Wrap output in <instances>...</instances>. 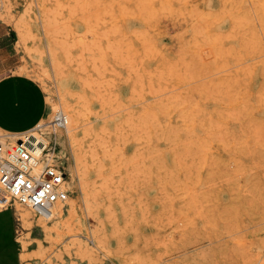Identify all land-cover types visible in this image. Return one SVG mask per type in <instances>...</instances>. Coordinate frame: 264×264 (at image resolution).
Masks as SVG:
<instances>
[{
    "label": "rangeland",
    "instance_id": "rangeland-1",
    "mask_svg": "<svg viewBox=\"0 0 264 264\" xmlns=\"http://www.w3.org/2000/svg\"><path fill=\"white\" fill-rule=\"evenodd\" d=\"M8 74L72 174L22 264H264V0H0Z\"/></svg>",
    "mask_w": 264,
    "mask_h": 264
},
{
    "label": "built area",
    "instance_id": "built-area-1",
    "mask_svg": "<svg viewBox=\"0 0 264 264\" xmlns=\"http://www.w3.org/2000/svg\"><path fill=\"white\" fill-rule=\"evenodd\" d=\"M67 177L53 147H40L29 136L14 142L0 136V210L19 203L50 219L55 204L68 197Z\"/></svg>",
    "mask_w": 264,
    "mask_h": 264
},
{
    "label": "crops",
    "instance_id": "crops-1",
    "mask_svg": "<svg viewBox=\"0 0 264 264\" xmlns=\"http://www.w3.org/2000/svg\"><path fill=\"white\" fill-rule=\"evenodd\" d=\"M45 111L39 86L24 75L0 76V130L21 133L37 126ZM13 208L0 210V264H22Z\"/></svg>",
    "mask_w": 264,
    "mask_h": 264
},
{
    "label": "bare ground",
    "instance_id": "bare-ground-1",
    "mask_svg": "<svg viewBox=\"0 0 264 264\" xmlns=\"http://www.w3.org/2000/svg\"><path fill=\"white\" fill-rule=\"evenodd\" d=\"M83 3V2H82ZM64 6V5H63ZM123 8V7H122ZM82 10V9H81ZM71 12V11H70ZM64 36V35H63ZM85 37V36H84ZM55 38V37H54ZM68 43V42H67ZM108 43V42H107ZM106 43V44H107ZM105 44V46H107V45H109V44H107L106 45ZM114 45V44H113ZM118 45V44H117ZM73 46V45H72ZM60 49H62L61 47H60ZM63 50H65V49H63ZM55 51V50H54ZM82 51V50H81ZM80 51V52H81ZM66 53V52H65ZM77 56V55H76ZM66 58V57H65ZM54 62V61H53ZM56 63H57V61H56ZM60 65V64H59ZM62 66V65H61ZM56 69V68H55ZM59 70V69H58ZM57 71V70H56ZM141 87V86H140ZM153 98V97H152ZM65 110V109H64ZM101 110H102V108H101ZM60 111H61V108H60ZM62 111H63V109H62ZM119 111V110H118ZM64 114V112H61V115H63ZM103 113V112H102ZM112 113V112H111ZM67 114V113H66ZM65 114V115H66ZM150 114V113H149ZM104 115V114H103ZM61 118V117H60ZM60 118H59V120H60ZM71 119V120H70ZM170 119V118H169ZM72 120H73V118L71 117V115L68 113L67 115H66V119H65V121H64V119L62 120V122H61V120H60V124L62 123V124H65V126L66 125H70V124H72L71 122H72ZM88 120V119H87ZM127 120V119H126ZM58 124V123H57ZM61 124V125H62ZM39 125H41V123H38L37 124V126H39ZM69 125H68V127H69ZM64 126V127H65ZM66 130V129H65ZM115 135V134H114ZM145 135V134H144ZM27 136H29L30 138V140H32V141H34V142H36V143H39V146L41 147L43 144H45V145H47L48 144V141H47V139L45 138V137H43L42 135H39V134H37V133H34V132H30L29 133V135H27ZM15 137V136H14ZM107 139V138H106ZM148 139V138H147ZM16 140V138H12V140H10V141H12V142H14ZM92 141V140H91ZM96 143V142H95ZM86 144V143H85ZM146 144V143H145ZM77 146V145H76ZM77 148V147H76ZM78 149V148H77ZM111 149V148H110ZM88 151H90V150H88ZM93 152V151H92ZM103 152V151H102ZM106 154V153H105ZM107 155V154H106ZM90 156V155H89ZM90 158H91V156H90ZM90 160V159H89ZM91 161V160H90ZM79 162V161H78ZM82 164H83V161H82ZM81 169V168H80ZM74 170V169H73ZM76 173V172H75ZM111 173V172H110ZM80 175H81V173H80ZM84 175V174H83ZM78 176V175H77ZM99 177V176H98ZM71 178H72V174H71V172L70 173H68V177H67V179H66V185H67V188L69 187V185H70V182H71ZM100 178H101V175H100ZM77 180V179H76ZM92 180H94V179H92ZM78 181V180H77ZM93 182V181H92ZM100 182V181H99ZM101 183H103V182H101ZM94 184V183H93ZM95 184H97V183H95ZM102 185V184H101ZM100 185V186H101ZM103 185H104V183H103ZM105 186V185H104ZM103 186V187H104ZM69 189V188H68ZM96 190V189H95ZM242 191V190H241ZM240 191V192H241ZM242 193H243V191H242ZM247 193V192H246ZM93 195V194H92ZM93 197V196H92ZM203 197V196H202ZM85 198L86 199H88L89 198V195H88V193H86V195H85ZM203 199H204V197H203ZM208 199V198H207ZM210 199H213V198H210ZM232 199V198H231ZM210 201V200H209ZM28 207V206H27ZM29 209L28 210H30V211H32V209L30 208V207H28ZM72 210H73V204H72V202H70V201H67V203H65V204H63V203H56L55 204V206H54V209H53V215H52V217L50 218V219H52L53 218V216H55V218L56 217H60V216H64L67 212L68 213H71L72 212ZM219 212V211H218ZM221 212V211H220ZM32 216V215H31ZM33 217V216H32ZM38 218H40L39 220H40V224L39 225H41V227H42V229L46 232V233H48V231H49V227H47L48 225L44 222V220H50V219H45V218H43V217H41V216H38ZM19 220H21L23 223H25V224H27L28 223V220H29V213L27 212V211H20L19 212ZM43 220V221H42ZM38 221V220H37ZM61 222V221H60ZM21 223V222H20ZM34 223H36V222H34ZM28 225V224H27ZM64 225V224H63ZM54 226V225H53ZM235 226V225H234ZM237 226V225H236ZM25 227V226H24ZM233 228V227H232ZM51 229V228H50ZM55 229V228H54ZM170 230V229H169ZM22 246H23V248H27V244H26V242L24 241V240H22ZM84 243V242H83ZM77 245V244H76ZM85 246V245H84ZM41 254V253H40ZM49 263V262H48ZM50 264V263H49Z\"/></svg>",
    "mask_w": 264,
    "mask_h": 264
}]
</instances>
